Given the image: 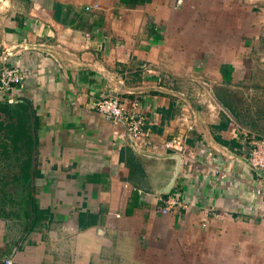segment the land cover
<instances>
[{
	"label": "crops",
	"instance_id": "crops-1",
	"mask_svg": "<svg viewBox=\"0 0 264 264\" xmlns=\"http://www.w3.org/2000/svg\"><path fill=\"white\" fill-rule=\"evenodd\" d=\"M6 1L0 73L26 83L0 94V264H264V0ZM116 94L142 140L92 109Z\"/></svg>",
	"mask_w": 264,
	"mask_h": 264
},
{
	"label": "built area",
	"instance_id": "built-area-1",
	"mask_svg": "<svg viewBox=\"0 0 264 264\" xmlns=\"http://www.w3.org/2000/svg\"><path fill=\"white\" fill-rule=\"evenodd\" d=\"M2 1V0H0ZM183 0L178 1L181 6ZM5 4V3H4ZM87 12L99 10L98 5L86 6ZM86 36H89L86 34ZM6 58L12 56V52L7 51ZM26 83V75L19 67L5 66L0 73V94L7 97L9 104H14V93L17 89L23 88ZM214 108L213 105L210 106ZM92 109L104 117L105 120L112 122L115 125L122 124L125 126L127 132L136 140L144 138V126L146 125V118L140 112V103L136 101L132 108H127L121 101L119 94L111 98L98 100L93 103ZM215 109V108H214ZM179 138L168 139L164 143V149L184 155V145ZM252 148L249 154V163L255 170L264 174V137L255 139L251 142ZM255 194L264 198V186L257 188ZM160 212L168 215L177 210H188L189 206L180 198L174 195H169L166 198L160 199ZM3 264H14L12 259H6Z\"/></svg>",
	"mask_w": 264,
	"mask_h": 264
},
{
	"label": "water",
	"instance_id": "water-1",
	"mask_svg": "<svg viewBox=\"0 0 264 264\" xmlns=\"http://www.w3.org/2000/svg\"><path fill=\"white\" fill-rule=\"evenodd\" d=\"M175 157H176V159L178 161V166L175 169V171H174V173H173V175L171 177V180L169 181V184H168L167 188L165 189L166 194H169L171 192V190H172V188H173V186L175 184V181H176V179H177V177H178V175L180 174V171H181L182 157H181V155H175ZM34 158H35V153L33 155V161H34Z\"/></svg>",
	"mask_w": 264,
	"mask_h": 264
},
{
	"label": "rangeland",
	"instance_id": "rangeland-1",
	"mask_svg": "<svg viewBox=\"0 0 264 264\" xmlns=\"http://www.w3.org/2000/svg\"><path fill=\"white\" fill-rule=\"evenodd\" d=\"M6 2H7L6 0L0 1L1 6H4L5 5L4 3H6ZM0 11H1V7H0ZM258 257H264V251L260 252ZM259 264H262V263H259Z\"/></svg>",
	"mask_w": 264,
	"mask_h": 264
}]
</instances>
